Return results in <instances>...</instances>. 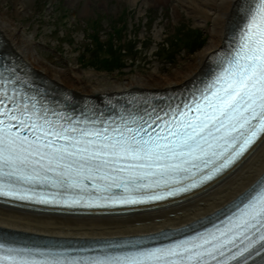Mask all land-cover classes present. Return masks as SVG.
<instances>
[{"label":"snow or ice","instance_id":"1","mask_svg":"<svg viewBox=\"0 0 264 264\" xmlns=\"http://www.w3.org/2000/svg\"><path fill=\"white\" fill-rule=\"evenodd\" d=\"M264 136V0L234 55L187 97L75 116L0 74V198L67 209L169 202L230 169ZM212 226L154 248L95 255L0 243V264H264V180ZM156 239V237H153Z\"/></svg>","mask_w":264,"mask_h":264},{"label":"bare ground","instance_id":"2","mask_svg":"<svg viewBox=\"0 0 264 264\" xmlns=\"http://www.w3.org/2000/svg\"><path fill=\"white\" fill-rule=\"evenodd\" d=\"M28 0H14L18 19L26 16ZM105 1V0H104ZM135 4L138 0H129ZM169 0H145L146 5L166 4ZM242 0H177L174 16L182 11L200 25L208 27L209 41L183 69L162 76L152 72L135 76L125 83L115 81L110 87L101 85L95 75L84 80L74 68H62L37 51L33 36L15 21L0 3V35L11 54L19 57L26 68L52 84L53 92L74 94L78 98L119 94L132 90H167L191 82L201 74L209 57L224 44L229 27L234 23ZM5 3V0H4ZM181 7V9L179 8ZM264 173V136L228 173L209 185L203 193L177 205L152 212L119 217H74L44 214L0 205V229L65 238H117L147 235L188 225L225 207L247 190Z\"/></svg>","mask_w":264,"mask_h":264},{"label":"rangeland","instance_id":"3","mask_svg":"<svg viewBox=\"0 0 264 264\" xmlns=\"http://www.w3.org/2000/svg\"><path fill=\"white\" fill-rule=\"evenodd\" d=\"M144 1L28 0L27 14L20 19L14 0L0 3L33 36L44 59L76 69L84 80L95 75L102 86L110 87L152 72L172 75L209 41L207 26L184 11L175 18L177 0L157 5Z\"/></svg>","mask_w":264,"mask_h":264},{"label":"trees","instance_id":"4","mask_svg":"<svg viewBox=\"0 0 264 264\" xmlns=\"http://www.w3.org/2000/svg\"><path fill=\"white\" fill-rule=\"evenodd\" d=\"M101 62L103 63V61H101ZM103 64H105V63H103ZM98 65L100 66L101 64L99 63ZM120 65H121V64H117L118 67H119ZM117 66H115V67L118 68ZM100 67H101V66H100ZM104 67H105V66H104ZM109 67H110L109 65H106L105 68H106V69H109ZM102 68H103V67H102Z\"/></svg>","mask_w":264,"mask_h":264}]
</instances>
